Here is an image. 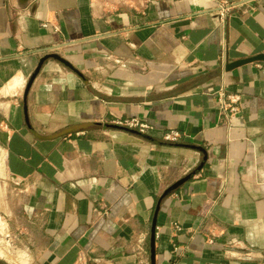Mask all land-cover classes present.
Returning <instances> with one entry per match:
<instances>
[{"label": "crops", "instance_id": "0c3cea01", "mask_svg": "<svg viewBox=\"0 0 264 264\" xmlns=\"http://www.w3.org/2000/svg\"><path fill=\"white\" fill-rule=\"evenodd\" d=\"M263 54L264 0H0V216L30 264H152L192 174L156 264H264V63L228 71Z\"/></svg>", "mask_w": 264, "mask_h": 264}, {"label": "built area", "instance_id": "2783aa9c", "mask_svg": "<svg viewBox=\"0 0 264 264\" xmlns=\"http://www.w3.org/2000/svg\"><path fill=\"white\" fill-rule=\"evenodd\" d=\"M219 5H220V11L219 12H220L221 19L226 18L228 15H232L234 10H235L234 6H231L229 4H225L223 1H221L219 3ZM251 12L252 11H250V13ZM244 14H246V13H244ZM44 27H47V26L45 25ZM228 100L230 101V103L228 102ZM219 101L221 104L222 111H224V112L230 111L232 113V116H233L234 114H236L238 112V108L236 106H234V104L237 105V103L242 101V98L240 96H237V95L225 97L224 93H221L219 95ZM117 126L128 128L130 130L137 131L142 135H147L150 137H152V134L155 132V130L152 127L148 126L147 124L141 122L138 119L123 120V121L119 122L117 124ZM181 138H182V135L178 131H168V132L164 133L163 136L161 137V139L164 143H169V144H177L180 142ZM5 224H6V227L5 226L4 227L6 228V230L4 233L0 232V236L1 237L3 235L7 236V234H8L11 236V237H8L9 240H11L10 238L14 237V235H11L9 233V230L7 229L9 227V224H7V223H5ZM175 228L178 231L183 230L182 228H180L178 226H175ZM214 243H215V240L213 238L209 239L208 244L213 245ZM10 248H11V245H9L8 248L2 247V250H0V259L6 260L9 257L14 256L15 254L21 252V251H18L16 249L11 250ZM1 251H2V253H1ZM175 251L177 254L180 253L179 248H175Z\"/></svg>", "mask_w": 264, "mask_h": 264}, {"label": "water", "instance_id": "95a60500", "mask_svg": "<svg viewBox=\"0 0 264 264\" xmlns=\"http://www.w3.org/2000/svg\"><path fill=\"white\" fill-rule=\"evenodd\" d=\"M49 60H56L62 64H64L65 66H68V64L62 60L59 56L57 55H50V56H47L45 58H43L39 65H38V68L35 72V74L30 78L28 84H27V88L25 90V96H24V99H25V102L27 100V96H28V93H29V89L30 87L32 86L34 80L36 79V77L38 76V74L40 73V71L42 70L44 64L49 61ZM256 63H264V54L263 55H259V56H255V57H252V58H249V59H246V60H240V61H237V62H234L232 64H229L228 66V71H234L238 68H241V67H244L246 65H250V64H256ZM114 128L118 129V130H121V131H124V132H128L130 134H134V135H137L139 137H141L142 139L148 141V142H151L153 144H156V145H160L162 146V143L161 142H158L157 140L153 139L152 137L150 136H147V135H142L140 134L139 132L137 131H133V130H130L128 128H124V127H121V126H114ZM85 128H80V129H76V130H73L74 131H78V130H84ZM201 171V170H200ZM193 175L195 174H192L191 176H189V178H187L186 180H183L181 182H179L178 184H176L175 186H173L172 188H170L167 193L163 196L159 206H158V209H157V213L155 215V219H154V225H153V231H152V237H151V244H152V251H151V254H152V264H156V230H157V219H158V213L160 211V208H161V204H162V201L164 198L168 197L173 191L177 190L180 186H182L186 181L190 180Z\"/></svg>", "mask_w": 264, "mask_h": 264}, {"label": "rangeland", "instance_id": "374dc122", "mask_svg": "<svg viewBox=\"0 0 264 264\" xmlns=\"http://www.w3.org/2000/svg\"><path fill=\"white\" fill-rule=\"evenodd\" d=\"M25 222L29 223L31 221L29 219H26ZM2 226L6 227V224H5L4 221H2ZM23 226H24L23 222H20V226L19 227H15L14 225L9 224V227L7 229L9 230V233L11 235H14V237L10 238L11 240H9L8 237H11L10 235H8L7 233H6L7 236L2 234L4 236V237L2 236V247L8 248V246L11 245V248H10L11 250L16 249L18 251H23L22 249H24V247H28V246L24 245V242H23V237L26 236L27 233H24V234L21 233L22 229L26 230L28 228H26V226H24V227ZM156 238H157V230H156ZM26 262L28 264H30L29 260L22 262L17 257L14 258V263L15 264H27Z\"/></svg>", "mask_w": 264, "mask_h": 264}, {"label": "bare ground", "instance_id": "6f19581e", "mask_svg": "<svg viewBox=\"0 0 264 264\" xmlns=\"http://www.w3.org/2000/svg\"><path fill=\"white\" fill-rule=\"evenodd\" d=\"M5 230H6V228L4 227V226H2V218H1V216H0V232H5ZM0 250H2V237L0 236ZM1 253H2V251H1ZM15 257H17L18 259H20L22 262H24V261H27V260H30V256L27 254V253H25V252H23V253H21V252H19V253H17V254H15L14 256H11V257H9L8 259L12 262V263H14V258ZM15 264V263H14Z\"/></svg>", "mask_w": 264, "mask_h": 264}]
</instances>
